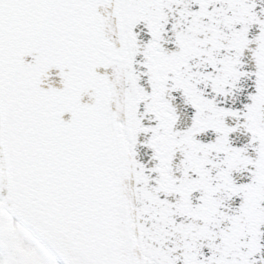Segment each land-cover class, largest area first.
<instances>
[{
  "label": "snow or ice",
  "instance_id": "6c2138e0",
  "mask_svg": "<svg viewBox=\"0 0 264 264\" xmlns=\"http://www.w3.org/2000/svg\"><path fill=\"white\" fill-rule=\"evenodd\" d=\"M0 264H264V0H0Z\"/></svg>",
  "mask_w": 264,
  "mask_h": 264
}]
</instances>
